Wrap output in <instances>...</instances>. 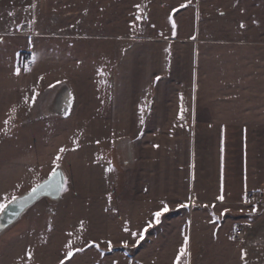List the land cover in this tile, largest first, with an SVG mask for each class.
<instances>
[{"label": "rangeland", "instance_id": "rangeland-1", "mask_svg": "<svg viewBox=\"0 0 264 264\" xmlns=\"http://www.w3.org/2000/svg\"><path fill=\"white\" fill-rule=\"evenodd\" d=\"M23 26H30V32L23 34ZM196 33L211 41L264 43V0H0V203L25 194L58 168L67 189L59 201L42 199L0 232V264H175L179 228L186 219L192 223L194 215L192 206L185 212L181 205L187 194L193 201L195 192L183 184L185 175L174 174L179 164L172 154L155 163L151 173L128 165L122 150L126 139H119L112 127L113 87L122 79L117 90L126 86L128 91L141 71L160 73L156 47L150 52L136 46L137 57L126 52L137 40H186ZM144 52L150 53L147 60L155 70L149 69ZM65 88L69 115L57 119L54 103ZM172 90L171 106L176 98ZM130 97L129 92L122 97L125 107ZM38 104L43 115L35 111L33 116ZM20 118L28 121L24 129L17 127ZM257 128L249 129V175L242 201L241 139L237 127L230 129L228 200L219 204L218 126L188 127L196 143L197 192L212 205L195 213L202 221L198 239L203 237L205 249L195 242L190 259L182 258L181 264H264V126ZM6 133L12 136L9 142ZM143 147L151 150V144ZM181 149L187 153L189 144ZM138 176H148L158 188L165 176L181 189L177 194L172 190L174 200H168L170 211L161 223L144 233L143 227L154 222L152 212L162 205L138 202L146 198ZM215 223L220 231L214 240ZM238 230L241 239L232 237ZM69 244L76 252L71 260L66 258Z\"/></svg>", "mask_w": 264, "mask_h": 264}, {"label": "crops", "instance_id": "crops-1", "mask_svg": "<svg viewBox=\"0 0 264 264\" xmlns=\"http://www.w3.org/2000/svg\"><path fill=\"white\" fill-rule=\"evenodd\" d=\"M133 45L135 48L126 52H130V55L134 54L136 57L139 56L140 50L137 47L145 46L146 48L147 46V50L150 52L152 47H156V52L159 53L156 58L158 60L157 68L160 73L152 75L151 72L141 71V74H138L139 77L134 80L135 82L131 83L135 87L132 86L133 89L129 87L128 91L125 90L126 86L119 87L120 85H118L120 91L117 90L116 84L122 83V79H119L121 77H118L119 80L116 79L117 82L114 81L112 127L117 128L115 134L120 136L119 139H126L122 141V150L123 153H126L128 165H136L137 169H144V173H151L153 165L155 163L159 165L162 157L167 159L168 155L174 156L175 161L179 164L177 168L173 169L174 174L185 175L183 184L186 185V189H192L195 192L191 195L193 201H190L189 195L185 194L183 210L189 211L188 209L192 206L194 215L192 214V223L186 219L179 228L181 240L178 249L183 246L185 236L189 238V249L190 246L191 249H195V242L196 246L200 245V248L205 249L204 244L206 243L203 242V237L198 239L199 229L203 226L200 224L202 221L197 220L195 213L197 210L206 209V206L212 204L205 203L199 198L200 195L197 190L200 189V186L195 136H191L192 134L187 129L193 123L198 126L203 124L208 125V127L218 126L217 189L219 197H224L223 201L218 197L219 204H226L228 200L226 194L229 190V181L226 172L230 129L232 127L239 129L241 139L240 172L243 191L239 201L244 200V194L247 190V176L249 175L247 161L249 158V129L253 125H257V129L264 126V43L211 41L201 38L196 33L186 40L155 37L147 38L144 41L137 40ZM126 52L124 54H127ZM143 54L149 69L155 70L152 61L150 63L148 61L151 58L150 53L144 52ZM119 55L118 51V60L120 59ZM152 58L154 59V57ZM123 66L121 65V72L125 70ZM182 66L185 67L182 68ZM157 77L160 79L157 80ZM173 81L174 83H172ZM171 84L177 86L174 89L172 87L176 95L173 106L169 101V92L172 90ZM128 92L131 94V99L125 107L121 100ZM117 95L120 97V102L116 104ZM40 106L41 104H38L37 109L32 107L33 110L35 109L33 116L35 111L37 116L42 114ZM182 108L183 112L181 111ZM181 114L183 119L180 118ZM66 116L56 115L55 118L65 119ZM32 121L30 120L31 124ZM28 125L27 119L20 118L19 121L17 120V127L21 129ZM18 136L16 134L17 138ZM9 138L12 136L7 134L4 141L9 142ZM147 143L151 144L150 151L144 150L143 144ZM186 143L189 144V149L187 153L185 151L183 153L181 146ZM185 159L187 162L184 169L182 162ZM162 178H166V180L161 179L162 189H160L161 187L158 188V184L148 176H142V178L138 176L142 194L147 198L142 199L141 197L138 200L141 205L160 204L162 205L160 209L164 204L170 206L168 200H174L170 196L173 194L172 190L175 189L177 194L181 189L173 187L172 183H168V177L163 176ZM137 186L139 187V185ZM160 192L162 193L160 194ZM154 212L156 211H153L152 214ZM143 228L144 233L145 228L148 227L146 225ZM217 231L220 229L216 227L215 223L211 234L213 239Z\"/></svg>", "mask_w": 264, "mask_h": 264}, {"label": "water", "instance_id": "water-1", "mask_svg": "<svg viewBox=\"0 0 264 264\" xmlns=\"http://www.w3.org/2000/svg\"><path fill=\"white\" fill-rule=\"evenodd\" d=\"M59 95L54 103L55 109H58L57 115H68L71 106L70 100V92L65 88ZM54 172L59 173L56 176H53V173L38 183L34 188L38 185H48L43 191L39 192L36 195H33V189L29 190L25 194L15 197L17 198L21 204V206H17L12 203L13 199L8 203L9 207L7 211L3 214L2 218H0V232L6 231L15 225L22 217L26 214V212L31 209L35 204H37L42 199H49L51 201H59L64 193V189L66 187V177L62 169L58 168Z\"/></svg>", "mask_w": 264, "mask_h": 264}, {"label": "snow or ice", "instance_id": "snow-or-ice-1", "mask_svg": "<svg viewBox=\"0 0 264 264\" xmlns=\"http://www.w3.org/2000/svg\"><path fill=\"white\" fill-rule=\"evenodd\" d=\"M185 7L187 5H184ZM137 7L139 8L140 6L137 5ZM139 18V17H137ZM173 27H175V24L173 23ZM241 27H244V25H241ZM17 74H19V71H17ZM160 78L157 77V80H159ZM181 111L183 112V108L181 109ZM141 112H143V109H141ZM181 119H183V115L181 114ZM142 122V121H141ZM8 121H5V124H7ZM7 134V133H6ZM158 147V146H157ZM65 151V149L61 148L60 149V152L63 153ZM61 160V156H57L56 157V161H57V167H59V161ZM109 171H112V169H109ZM59 173L57 172H53V176H56L58 175ZM46 187H49L48 185H38L36 188H34L32 191H33V195H36L38 194L39 192L43 191ZM65 191H67V189L65 188L64 189ZM221 199V201H223L224 197L221 196L219 197ZM247 203V201H245ZM13 204L17 205V206H21L22 207V204L21 202L17 199V198H13V201H12ZM9 207V204L7 203V197H5V202L4 203H0V218H2L3 214L7 211ZM181 207H185V205H181ZM170 211L169 207L167 204H164V206L153 213V217H154V222H149V225H148V228H151L153 227L154 225H159L161 223V220H162V217H164L168 212ZM253 211H256V209H253ZM148 228H145V232L148 231ZM140 239H143V236L141 235L140 236ZM125 247H127L128 245L125 243L124 245ZM96 247H98V245H96ZM68 248L70 249L69 252L67 253V259L68 260H71L72 257L76 254V252L72 251V245L69 244L68 245ZM77 252L78 251H83V249H77L76 250ZM246 253H243V256L244 258L246 259ZM191 257V252L189 251V238L187 236H185L184 238V244L183 246L181 247L180 251H179V254L177 255L176 257V261H175V264H181V259L182 258H187V259H190ZM28 259L31 260L32 259V253L31 251L28 252ZM60 264H66L65 260H61L60 261Z\"/></svg>", "mask_w": 264, "mask_h": 264}, {"label": "built area", "instance_id": "built-area-1", "mask_svg": "<svg viewBox=\"0 0 264 264\" xmlns=\"http://www.w3.org/2000/svg\"><path fill=\"white\" fill-rule=\"evenodd\" d=\"M27 28H28V31H27V33L28 32H30V26H26ZM24 29V26H23V28H22V30ZM26 33V34H27ZM30 61V59H28V62ZM233 238H235V239H241L242 238V232L241 231H236L234 234H233V236H232Z\"/></svg>", "mask_w": 264, "mask_h": 264}, {"label": "trees", "instance_id": "trees-1", "mask_svg": "<svg viewBox=\"0 0 264 264\" xmlns=\"http://www.w3.org/2000/svg\"><path fill=\"white\" fill-rule=\"evenodd\" d=\"M23 64H24L23 53H20L18 56V67L19 68L23 67Z\"/></svg>", "mask_w": 264, "mask_h": 264}, {"label": "bare ground", "instance_id": "bare-ground-1", "mask_svg": "<svg viewBox=\"0 0 264 264\" xmlns=\"http://www.w3.org/2000/svg\"><path fill=\"white\" fill-rule=\"evenodd\" d=\"M27 31H28V28H27V27H24V29L22 30V33H23V34H26ZM64 191H65V190H64ZM63 194H64V193H63Z\"/></svg>", "mask_w": 264, "mask_h": 264}]
</instances>
